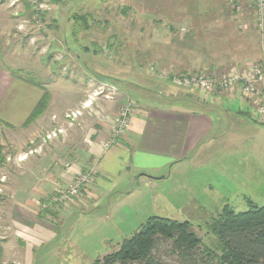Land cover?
<instances>
[{
  "label": "crops",
  "instance_id": "crops-1",
  "mask_svg": "<svg viewBox=\"0 0 264 264\" xmlns=\"http://www.w3.org/2000/svg\"><path fill=\"white\" fill-rule=\"evenodd\" d=\"M123 1L127 2L128 13L136 15L141 0ZM142 1L143 10H153L150 14L154 16L181 18L185 20L180 23L182 28L195 34H212L204 38L218 57L214 60L211 55L208 68L193 67L190 63L194 57L179 52L188 73L201 71L218 76L261 59L251 0H241V29L232 19L229 0ZM21 13L16 14L20 20L17 26V18L0 5V57L11 66L12 63L17 66L18 50L11 48L24 28ZM33 37L27 41L32 46L22 51L23 62L20 61L30 71L40 64V50ZM197 41L194 39L188 48L192 49ZM165 69L181 72L171 66ZM20 71L14 73L0 62V129L4 131L9 130L6 126L19 129L42 95L38 87L35 90L28 87ZM148 78L140 79V83L130 78L97 77L95 82L111 86L112 91L108 92L109 98L102 99L101 94L93 97L92 107L86 112L93 113L99 106L103 111L101 121L94 127L85 124L87 132L79 138L69 136L65 141L45 143L39 151L35 149L28 162L22 163L23 168L4 188L5 201L0 207V231L4 232L0 239V264H34L33 251L45 243L58 242L60 225L73 219L74 233L69 237L64 234L65 241L56 243L55 256L72 247L81 249L78 244L89 236H99L97 232L102 228L106 231L101 237L103 242L111 238L110 234L126 236L122 225L112 229V233L107 232L108 220L117 216L119 208L137 203L141 188L150 191V207L155 202L150 194L165 186L170 189V184L176 187V205L183 209L206 203L217 207V203L229 204L239 195L257 206L264 203V125L256 121L251 100L237 89L206 93ZM64 97L67 99L68 94ZM127 100L132 103L128 127L123 134L114 135L118 114ZM51 101L52 98L46 111L54 115ZM49 122L50 118L43 114L32 126L43 127ZM79 173H89V182L76 198L58 207L51 205L48 220H44L40 202L59 187L70 185L74 174ZM84 219L96 221L80 227Z\"/></svg>",
  "mask_w": 264,
  "mask_h": 264
},
{
  "label": "rangeland",
  "instance_id": "rangeland-1",
  "mask_svg": "<svg viewBox=\"0 0 264 264\" xmlns=\"http://www.w3.org/2000/svg\"><path fill=\"white\" fill-rule=\"evenodd\" d=\"M0 5L8 8L11 16L15 18H17L16 14L22 12L20 16L24 25L21 30L22 34L19 36L21 41L17 38V44L14 42L13 47L12 41L8 43L9 48L12 47L11 49L14 51L18 50L15 53V61L19 68L14 66V63H12L13 66L8 65L1 57L0 62L14 73H19L18 71L21 69L23 80L32 90L38 87L42 94L49 90L48 94L52 98L51 105L54 109V115L48 113L46 109L41 114H46L50 118V122L43 127L32 126L39 117L28 126H23L30 112L25 116L19 129L16 130L15 126H6L9 128V130L6 129L8 131L0 129V207H3L5 201V185L13 180L19 169L23 168L22 163L31 159L35 149L39 151L38 148L45 143L65 141L64 139L69 136L79 138L87 132L85 124L94 127L101 121L103 111L99 106L93 113L86 112L90 106L92 107L93 97L101 94L100 98L103 99V96L109 95L108 92L112 91L111 86H101L95 82L97 77L100 80L104 78L103 76L130 78L131 81L136 79L141 83L140 79L143 80L149 76L160 81L161 79L151 71V68L156 71L173 72L159 66L158 63L180 66L179 52L188 57H194L190 63L193 67L208 68L207 64L211 55L214 60H217L216 57H218L213 52L212 45L204 38L206 35L212 36V34L207 32L191 33L189 29L182 28L184 26L180 23H184L185 20H181V18L154 16L150 14L154 12L153 10H143L145 4L142 0L137 3L139 8L136 10V15L128 13L127 2L123 0H51L46 9L40 12L38 19H35V13L31 5H28L27 0H0ZM247 13H245V18L249 19ZM16 20H18L16 22L18 26L20 20L18 18ZM179 20L181 21L178 22ZM28 24L33 27L30 26L25 31ZM14 28L16 31L18 30L16 26ZM182 29L184 30L182 31ZM195 35H198V38L194 37ZM253 35L255 34L253 33ZM31 36H34L35 44L40 50V64L30 71L26 70L29 66L20 64V61L23 62L22 51L32 46L27 42ZM191 38H194L195 41L198 40L192 49L188 48L193 42H190ZM182 42L187 44L186 47H180ZM219 44L224 45L223 42H219ZM260 49L262 58L264 45L261 43ZM214 60L212 62H215ZM260 60L258 59L257 62ZM222 61L223 59L220 60V62ZM173 73L176 74V72ZM127 87L125 85L126 89ZM66 93L68 94L67 99L64 97ZM74 113L77 114L78 120L81 114L83 115L79 123H76V120L73 124L68 120L67 117ZM3 132H6V135ZM64 169H66L65 164ZM77 176L78 174H74L73 181ZM71 184L59 187L58 191L43 198L39 209L44 220H48V210L53 207L51 205L58 207L67 203L58 201L57 196L61 191L70 188ZM169 187L171 190L165 186L162 190L155 189L150 194L152 200H155L152 207L148 200L150 191L141 188L137 203L119 208L117 216L108 220L107 232L112 233L115 227L122 225L126 236L117 237L119 234H110L111 238L103 242L101 237L106 231L102 228L97 232L99 236H89L85 242L78 244L82 247L81 249L72 247L66 249L61 256H55L53 251L57 248L56 243L65 241L64 234L69 237L74 233L72 228L74 219L65 224L62 223L64 225H60L62 231L59 234L58 242L45 243L33 251L34 264H93L105 253L114 252L120 242L131 237L150 215L179 222L188 221L202 242L214 249L217 241L207 228L223 206L228 205L233 211L242 212L246 211L251 203L254 204L250 199L239 195L240 198H234L229 204L219 202L217 207H213L206 203L197 205V207L190 205L183 209L184 207L179 208L176 205L178 198L175 185L170 184ZM263 204H259V206ZM95 221L96 219L81 220L80 227ZM3 233L0 231V239L4 235ZM67 253L68 255H66ZM153 255L158 260L169 264L178 263L176 257L172 255L170 243L167 241L158 240Z\"/></svg>",
  "mask_w": 264,
  "mask_h": 264
},
{
  "label": "trees",
  "instance_id": "trees-1",
  "mask_svg": "<svg viewBox=\"0 0 264 264\" xmlns=\"http://www.w3.org/2000/svg\"><path fill=\"white\" fill-rule=\"evenodd\" d=\"M189 40L192 42L194 39ZM185 42L180 47H186ZM158 65L164 68L171 66L181 70V74H188L185 70L187 65L181 59L180 66H168L167 63ZM104 78L111 80L106 76ZM116 82L125 84L123 80ZM49 99L48 92L44 91L23 126H28L40 117ZM256 121L264 125V120L257 115ZM207 229L216 238L214 249L202 242L189 222L150 216L131 237L123 239L114 252L104 255L93 264H169L153 255L158 240L170 243L177 264H264V204L257 206L251 203L242 212H235L225 205Z\"/></svg>",
  "mask_w": 264,
  "mask_h": 264
},
{
  "label": "built area",
  "instance_id": "built-area-1",
  "mask_svg": "<svg viewBox=\"0 0 264 264\" xmlns=\"http://www.w3.org/2000/svg\"><path fill=\"white\" fill-rule=\"evenodd\" d=\"M34 13L35 19H38L40 12L44 11L48 6L49 0H27ZM232 10V19L237 23V27L241 29L243 26L240 22L242 14L241 0H229ZM253 10V25L260 36V43L264 45V0H251ZM183 31V29H182ZM151 71L166 83L176 88H189L202 92L226 91L231 92L235 89L239 90L241 95L255 105L256 115L264 120V55L260 62H250L242 68H231L221 75H208L198 71L189 74L169 73V71ZM111 94V93H109ZM109 98L108 95H105ZM131 102L127 100L122 106L117 119L118 128L114 131V135L123 134L129 123V114L131 112ZM71 116V117H69ZM67 118L73 124L78 123L77 114H71ZM50 139V138H47ZM46 141V139H43ZM35 151V150H34ZM89 173H79L73 181V185L66 191L59 193L58 201L68 202L71 198L78 196L80 190L89 182Z\"/></svg>",
  "mask_w": 264,
  "mask_h": 264
}]
</instances>
